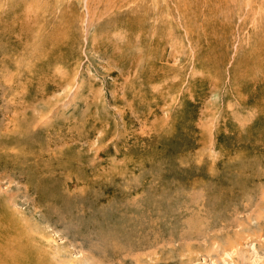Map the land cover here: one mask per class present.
<instances>
[{"label":"rangeland","instance_id":"1","mask_svg":"<svg viewBox=\"0 0 264 264\" xmlns=\"http://www.w3.org/2000/svg\"><path fill=\"white\" fill-rule=\"evenodd\" d=\"M0 264H264V0H0Z\"/></svg>","mask_w":264,"mask_h":264},{"label":"bare ground","instance_id":"2","mask_svg":"<svg viewBox=\"0 0 264 264\" xmlns=\"http://www.w3.org/2000/svg\"><path fill=\"white\" fill-rule=\"evenodd\" d=\"M21 241V240H20ZM25 254V253H24ZM26 255V254H25Z\"/></svg>","mask_w":264,"mask_h":264}]
</instances>
